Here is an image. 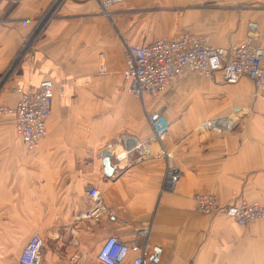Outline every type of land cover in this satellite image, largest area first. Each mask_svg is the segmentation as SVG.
Instances as JSON below:
<instances>
[{
	"label": "crops",
	"instance_id": "0c3cea01",
	"mask_svg": "<svg viewBox=\"0 0 264 264\" xmlns=\"http://www.w3.org/2000/svg\"><path fill=\"white\" fill-rule=\"evenodd\" d=\"M53 3L0 5V107H16L18 87L34 94L43 80L55 84L37 150L16 134L12 115H0V264H19L35 235L44 240L41 264H99L111 236L162 247L159 264H264V223L241 227L198 212L195 202L212 193L222 204L264 205V101L254 82L226 84L188 70L160 98L139 99L122 76L126 40L147 45L187 32L230 47L254 33L264 49V0H127L110 17L101 0H63L3 83ZM151 114L170 123L163 142L153 139ZM170 168L179 173L175 185ZM93 187L105 205L97 222L78 218Z\"/></svg>",
	"mask_w": 264,
	"mask_h": 264
},
{
	"label": "built area",
	"instance_id": "2783aa9c",
	"mask_svg": "<svg viewBox=\"0 0 264 264\" xmlns=\"http://www.w3.org/2000/svg\"><path fill=\"white\" fill-rule=\"evenodd\" d=\"M26 0H0L1 4L19 3ZM127 0H101V12L110 17L111 8L115 4ZM63 0H54V3L43 17L38 27L27 40L19 54L24 57L39 39L52 18L55 17L58 7ZM126 65L122 72L125 81L130 84L129 92L139 99L147 96L160 98L173 84L184 79L188 70L199 77L212 78L219 75L226 84H236L243 77L251 79L258 91L259 97L264 100V49L259 43V37L250 33L247 40L240 45L222 47L211 44L206 37L184 32L176 38H162L147 45H133L125 41ZM16 64L11 66L9 76L12 75ZM108 71L106 63H102L99 74L105 75ZM8 75V72H7ZM55 84L51 80L40 82L34 94H29L21 88L15 92L19 96L15 108L0 107V115H12L15 122V131L29 151L39 148L46 136V124L52 112ZM153 131V139L163 142L167 138L170 123L162 114L148 116ZM227 125V129H232ZM162 156L171 159L169 153ZM168 182L177 183L179 173L175 168L168 171ZM91 205L78 218L90 222L99 221L105 212L104 201L99 189L93 187L88 191ZM198 212L203 214H223L240 225L264 218V207L258 204L244 203L242 205H222L218 198L209 193H200L195 196ZM44 240L35 235L30 238L24 247L19 264H41V252ZM134 257L130 264H159L163 255L160 246H140L138 243H125L119 238L111 236L100 247L97 255L99 264H124L130 254Z\"/></svg>",
	"mask_w": 264,
	"mask_h": 264
},
{
	"label": "rangeland",
	"instance_id": "374dc122",
	"mask_svg": "<svg viewBox=\"0 0 264 264\" xmlns=\"http://www.w3.org/2000/svg\"><path fill=\"white\" fill-rule=\"evenodd\" d=\"M38 22H37V27H38ZM24 46V45H23ZM23 46L21 47V49L19 50V52H18V55L22 52V48H23ZM20 60V57L18 56L17 58H16V61L13 63V64H17V62ZM10 71H11V67L10 68H8V75H7V73L5 74V75H3L1 78H2V82L4 83L5 81H7L8 80V78L10 77L9 76V73H10ZM171 87V86H170ZM257 93H258V91H257ZM258 95V94H257ZM163 96V95H162ZM262 99V98H261ZM263 100V99H262ZM264 101V100H263ZM209 194H212V193H209ZM212 195H214V194H212ZM214 196H216V195H214ZM217 197V196H216ZM218 198V200H219V202L221 203V201H220V199H219V197H217ZM244 203H249V204H258V205H260V206H262V207H264V205L262 204V203H260L259 201H251V200H248V199H246V198H238V200L237 201H235L234 203H231V204H222V205H225V206H228V205H234V204H237V205H242V204H244ZM223 217H225L227 220H229V221H231V222H234L235 223V221H233L232 219H230L229 218V216H223ZM255 223H264V218L263 219H256V220H254V221H252V222H247V224H245V225H240V224H238L237 223V225L238 226H241V227H248L249 225H253V224H255ZM236 224V223H235Z\"/></svg>",
	"mask_w": 264,
	"mask_h": 264
},
{
	"label": "water",
	"instance_id": "95a60500",
	"mask_svg": "<svg viewBox=\"0 0 264 264\" xmlns=\"http://www.w3.org/2000/svg\"><path fill=\"white\" fill-rule=\"evenodd\" d=\"M104 157V161H103V165L105 168V175L106 176H111L113 174V169L111 166V159H110V152L106 151L103 155Z\"/></svg>",
	"mask_w": 264,
	"mask_h": 264
},
{
	"label": "bare ground",
	"instance_id": "6f19581e",
	"mask_svg": "<svg viewBox=\"0 0 264 264\" xmlns=\"http://www.w3.org/2000/svg\"><path fill=\"white\" fill-rule=\"evenodd\" d=\"M237 224V222H235Z\"/></svg>",
	"mask_w": 264,
	"mask_h": 264
}]
</instances>
